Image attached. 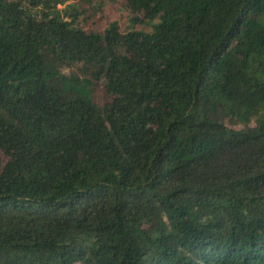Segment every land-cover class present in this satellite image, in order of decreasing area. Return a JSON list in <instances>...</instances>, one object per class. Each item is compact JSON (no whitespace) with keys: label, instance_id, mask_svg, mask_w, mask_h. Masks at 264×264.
Listing matches in <instances>:
<instances>
[{"label":"trees","instance_id":"obj_1","mask_svg":"<svg viewBox=\"0 0 264 264\" xmlns=\"http://www.w3.org/2000/svg\"><path fill=\"white\" fill-rule=\"evenodd\" d=\"M0 264H264V0H0Z\"/></svg>","mask_w":264,"mask_h":264}]
</instances>
